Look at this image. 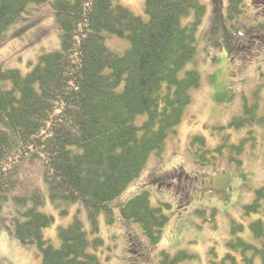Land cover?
<instances>
[{"label": "trees", "instance_id": "trees-1", "mask_svg": "<svg viewBox=\"0 0 264 264\" xmlns=\"http://www.w3.org/2000/svg\"><path fill=\"white\" fill-rule=\"evenodd\" d=\"M245 2L212 0L209 29L205 19L210 8L203 0H146L139 14L121 0H0V41L24 15L42 9L50 11L59 35L58 47L41 46L26 68L0 66V225L8 218L14 237L33 245L41 264H104L100 216L105 212L107 223L115 221L113 201L119 202L125 222L138 223L143 236L156 241L169 221L163 209L168 203L153 205L145 187L120 200L151 157L162 156L178 134L202 82L194 63L201 40L211 45L213 28H218L227 53L233 52L227 43L236 45V52L243 49V37L230 35L228 21L245 13ZM119 40L125 42L123 50L110 45ZM258 103L244 102L229 122V127L247 131L239 144H229V152L222 143L205 147V138L194 135L189 151L196 161L213 165L224 156L238 166L242 160L237 153L258 141L252 127L264 121V114L256 112ZM36 161L52 205L66 213L67 205L80 203L86 211L60 226L58 246L45 236L55 216L43 210L42 190L31 183L26 188L21 179L24 166ZM174 172L157 180L180 186L189 196L185 177L179 185L168 181ZM243 214L254 215L248 233L241 234L243 223L231 222L221 261L256 264L258 259L264 264V184ZM128 240L131 251L141 256L142 240L129 232ZM195 257L185 250L164 253L159 264Z\"/></svg>", "mask_w": 264, "mask_h": 264}, {"label": "rangeland", "instance_id": "rangeland-1", "mask_svg": "<svg viewBox=\"0 0 264 264\" xmlns=\"http://www.w3.org/2000/svg\"><path fill=\"white\" fill-rule=\"evenodd\" d=\"M121 1L138 14L144 12L146 0ZM211 1L203 0L210 8L205 19V27L209 29H212ZM245 5V13L227 21L232 24L230 35L243 37L248 47L244 44L243 49L236 52L237 46L227 43L233 50L227 53L219 40L218 28H213L215 35L211 45L201 40L194 63L203 73L202 82L194 91L192 105L179 126L178 134L167 143L162 156L151 157L143 174L120 200L127 201L145 187L151 193L153 205L168 203L163 209L169 215V221L156 241L150 243L138 223H127L121 218L116 205L119 202H111L115 221L107 223L103 212L99 223V235L105 240L106 253L101 255L104 264H159L164 253L174 254L180 250L196 254L194 259L180 264H225L221 260L227 251L225 243L231 237V222L243 223L245 228L241 234L248 233V223L254 215L244 216L243 209L253 200L256 188L264 184V121H260V126L252 125L258 141L248 142L243 151L237 153L236 158L242 160L238 166L224 156L219 157L216 164L203 166L195 162L189 148L190 139L201 135L205 138V147L211 149L222 143L225 151L229 152V144H239L247 135L246 130L228 126L232 118L243 110L244 102L258 101L256 112L264 114V34H261L264 31V0H246ZM51 17L48 9H42L26 18L24 15V19L11 26L0 41V66L26 68L41 46L58 47L59 35ZM124 43L119 40L112 41L110 45L123 50ZM38 162L24 166L21 179L26 188L35 184L42 190L45 196L43 210L55 216V223L45 229V236L58 246L60 226L68 225L75 215L83 217L86 211L80 203L67 205L66 213H62L63 208L52 205ZM172 170L175 172L168 181H176L179 185V180L185 177L183 183H188L190 197L183 194L180 186L157 180L158 176ZM224 186L226 188L222 192H216ZM229 188L230 194L224 193ZM84 222L89 228L88 218ZM9 225L8 218L0 225V264H41V258L35 254L36 248L19 242ZM128 232L144 243L145 251L141 256L131 251ZM212 247L216 254H212ZM108 253L109 259L106 257Z\"/></svg>", "mask_w": 264, "mask_h": 264}]
</instances>
